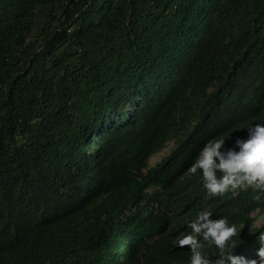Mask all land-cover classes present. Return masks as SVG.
<instances>
[{
  "label": "trees",
  "instance_id": "trees-1",
  "mask_svg": "<svg viewBox=\"0 0 264 264\" xmlns=\"http://www.w3.org/2000/svg\"><path fill=\"white\" fill-rule=\"evenodd\" d=\"M263 158L264 0H0V264H264Z\"/></svg>",
  "mask_w": 264,
  "mask_h": 264
},
{
  "label": "rangeland",
  "instance_id": "rangeland-1",
  "mask_svg": "<svg viewBox=\"0 0 264 264\" xmlns=\"http://www.w3.org/2000/svg\"><path fill=\"white\" fill-rule=\"evenodd\" d=\"M167 151H168V148L152 156V158L150 159V163L153 165L156 162H158ZM263 162H264V158H263ZM254 215L257 216L256 214ZM263 223H264V214L257 217L255 225L261 226Z\"/></svg>",
  "mask_w": 264,
  "mask_h": 264
}]
</instances>
